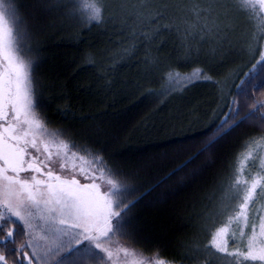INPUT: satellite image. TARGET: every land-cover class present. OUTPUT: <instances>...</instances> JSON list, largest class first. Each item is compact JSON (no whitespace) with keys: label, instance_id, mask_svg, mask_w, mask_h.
Returning a JSON list of instances; mask_svg holds the SVG:
<instances>
[{"label":"trees","instance_id":"trees-1","mask_svg":"<svg viewBox=\"0 0 264 264\" xmlns=\"http://www.w3.org/2000/svg\"><path fill=\"white\" fill-rule=\"evenodd\" d=\"M20 1L40 31L35 39L43 48L42 109L49 124L65 130L68 140L99 152L109 165L125 173L119 179L140 190L137 195L142 199L132 210L138 235L124 239L147 256L188 264L181 259L191 255L184 246H203L208 230L200 237V225L218 184L230 174L229 162L250 135H261V129L251 122L241 124L217 146L211 166L194 178L180 179L201 166L205 154L156 185L196 154L214 126L229 114L227 106L233 99L239 103L236 85L255 58L250 50L260 32L253 48L243 51L244 42L239 41L251 31L245 28L248 34H243L244 18L230 15L224 21L231 29L229 43L217 48L203 38L200 24L204 22L190 11L197 2L203 7L206 0H167L164 5L159 0H110L103 21L91 25L68 14L70 0L51 13L33 7L37 0ZM162 7L168 9L167 18L154 20ZM182 41L190 49H199L198 63L195 54L193 62H181ZM89 57L94 58L91 63ZM197 67L218 84L198 81L166 87L169 68L175 70L173 76H181ZM90 80L101 88V95ZM252 96L264 101V88ZM25 239L18 235L17 246ZM8 260L12 264L15 256ZM201 264L210 262L202 258Z\"/></svg>","mask_w":264,"mask_h":264},{"label":"snow or ice","instance_id":"snow-or-ice-1","mask_svg":"<svg viewBox=\"0 0 264 264\" xmlns=\"http://www.w3.org/2000/svg\"><path fill=\"white\" fill-rule=\"evenodd\" d=\"M70 2L74 10L69 15H78L82 23L91 25L103 21L110 0ZM159 2L164 5L167 0ZM62 6L66 0H37L33 5L49 13ZM167 11L166 7L158 9L153 19H166ZM190 11L197 20L206 21L201 29L203 38L219 48L229 43L231 29L224 21L233 13L249 20L264 19V0H206L203 7L197 2ZM31 40L15 0H0V249L6 250L0 251V264H9V256H15L12 264H117L118 259L122 264H170L143 258L117 240L138 235L132 210L142 195H137L138 188L119 179L125 173L109 165L99 152L81 148L72 140L57 139L65 130L49 133L45 128L37 112L40 85ZM180 47L184 49L181 62H193L194 54L199 62V49H190L183 41ZM250 51L255 58L236 85L239 103L233 99L227 106L229 114L214 126L196 154L156 185L166 183L205 154L202 165L180 179L194 178L211 166L217 146L241 124L251 122L261 129V135H250L243 151L229 162L230 176L223 189L217 226L208 225L207 242L181 257L188 264H201L202 258L209 257L218 264H264V211L258 207V200L264 198V153L259 147L264 141V101L252 96L264 88V35ZM93 59L89 57V62ZM174 71L169 68L166 79ZM184 80L186 85L198 81L218 84L201 67ZM18 235L26 239L17 246Z\"/></svg>","mask_w":264,"mask_h":264},{"label":"rangeland","instance_id":"rangeland-1","mask_svg":"<svg viewBox=\"0 0 264 264\" xmlns=\"http://www.w3.org/2000/svg\"><path fill=\"white\" fill-rule=\"evenodd\" d=\"M15 2H16V7L18 9L19 15L23 18L24 21H26V23H27V25L29 27V31H30L31 36H32V40H31V43H30V47L33 49L32 58L36 61V64L38 65V67L36 68V79L38 80L39 85H40V88H39L40 107L37 108V112L43 117L44 125H45V128L47 129V131L49 133H56L57 131H59L58 128H55V127H53L52 125L49 124V120L45 116V114L43 112V109H42L43 105H44L43 104V98H44V96H43V94H44V92H43L44 84L43 83H44V79H42V77H41L40 70H41V67H42L41 54H42L43 48H41L42 46H41V44H39V41H37L35 39L36 34H38L40 31L37 30V28L34 26V23L31 24L30 18L32 19V15H31V13L28 10L24 9L25 7H23V3L20 0H15ZM73 10H74L73 6H71V8L68 10V14L70 12H72ZM231 15L234 16V15H236V13H233ZM239 15H240V17L244 18L243 21L245 22V27H244V31L245 32L243 34H245V35L248 34V33L246 34V29L245 28H249L250 31H251L250 35L245 37V39L243 38L242 40L239 41L240 42L239 44H242V42H244V44L242 45L243 46L242 50L247 52L248 48L251 49V48H253L254 43L256 44V42H257V32H260V36L264 35V19L256 18L254 20H249V18L246 17L245 15H243V14H239ZM245 18H247V20ZM200 20L204 22V23L200 24V27L203 28V26L206 23V21H204L203 19H200ZM230 20L232 21L234 19H230ZM208 23H210V21H208ZM200 33L203 34L202 32H200ZM214 45L215 44H213V46ZM193 70H191L189 72H186V73H184L181 76L174 75L173 77L168 79L166 87L173 88V87L180 86V84H182V83H186V81L184 80V77H186L187 75H190L193 72ZM170 80H171V82H170ZM224 80L226 81V79H224ZM90 83L93 85V87L97 88V86H95V84H94V81L90 80ZM98 88L97 89L99 91L97 90V94L101 95V88L100 87H98ZM93 106H95L94 103H93ZM48 138H50V137H42V139H48ZM57 139H62V140L68 141V138L66 136H64V135L57 137ZM259 147H260L261 153H264V141L260 142ZM81 148H83V147H81ZM73 151H77V150L73 149ZM77 154L78 155H84V153L80 152V151H78ZM249 171H251V170H249ZM229 176H230V174L228 176H226L224 181H222L221 183L218 184V186H219L218 190H217L218 192H215L216 194L214 193L212 195V197L210 198V201H211L210 210H208L204 214L205 216L203 217V220H202L203 224H202V226L200 225V229H199L200 237H201V235H203V233L205 234V232L208 230L207 236H205V242L204 243H206L207 240L210 238L208 225H211V227H213V228L215 226H217V218L219 216V212H220L221 207H222V201H223V198H224V190L223 189H224V186L228 182ZM242 178H244V177H242ZM258 207L262 211H264V198H260L258 200ZM219 226H223V225H219ZM232 227L235 228V225H233ZM117 240H119V242L121 243L122 246H127L130 250L135 251L136 253L143 254L142 251H138L134 247H132V245H130L129 242L126 241L124 238L117 237ZM184 247H185L184 249L187 250V252L192 253V251L195 248V245H193V246L191 245V246H189V248L186 245ZM123 255L124 254L121 253L120 257L123 258ZM137 258H139V257H137ZM143 258H148V259H151V260L161 259V258H157V257L147 256L145 254H143ZM128 259H131V257H129ZM207 259L210 262V264H218V262H216L214 260V258L209 257ZM161 260H164V259H161ZM117 264H122V260L118 259Z\"/></svg>","mask_w":264,"mask_h":264}]
</instances>
